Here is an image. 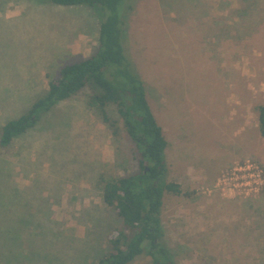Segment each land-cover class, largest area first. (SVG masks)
Returning <instances> with one entry per match:
<instances>
[{
	"label": "rangeland",
	"instance_id": "rangeland-1",
	"mask_svg": "<svg viewBox=\"0 0 264 264\" xmlns=\"http://www.w3.org/2000/svg\"><path fill=\"white\" fill-rule=\"evenodd\" d=\"M0 0V128L23 114L67 64L98 47L85 5ZM127 2V0H126ZM125 2V3H126ZM124 46L168 142L161 221L175 264H264V190H214L250 160L264 171V0H128ZM56 105L41 126L0 147V264H93L121 227L98 186L137 171L136 150L87 105ZM142 254L130 264H150Z\"/></svg>",
	"mask_w": 264,
	"mask_h": 264
},
{
	"label": "trees",
	"instance_id": "trees-1",
	"mask_svg": "<svg viewBox=\"0 0 264 264\" xmlns=\"http://www.w3.org/2000/svg\"><path fill=\"white\" fill-rule=\"evenodd\" d=\"M58 6L85 5L97 11L100 22L95 53L79 62L64 65L47 89L17 118L0 128V147L41 126L60 102L88 90L86 105L100 115L103 123L118 135L117 120L109 115L115 108L122 129L136 150L137 171L124 176L99 175L103 203L114 210L121 227L107 235L108 253L93 264H130L138 256L151 257L150 264H175L165 242L161 221L164 193L180 195L179 184L168 180L165 158L168 142L147 100L139 71L128 56L126 39L128 0H34ZM45 2V3H47ZM126 2V3H125ZM126 16V17H125ZM258 130L264 139V104L257 106ZM17 139V138H16Z\"/></svg>",
	"mask_w": 264,
	"mask_h": 264
},
{
	"label": "built area",
	"instance_id": "built-area-1",
	"mask_svg": "<svg viewBox=\"0 0 264 264\" xmlns=\"http://www.w3.org/2000/svg\"><path fill=\"white\" fill-rule=\"evenodd\" d=\"M214 190L244 197L256 195L264 190V171L250 160L238 163L218 178Z\"/></svg>",
	"mask_w": 264,
	"mask_h": 264
}]
</instances>
